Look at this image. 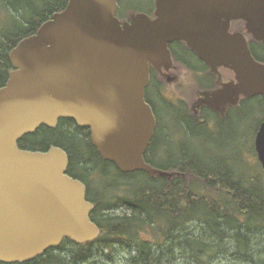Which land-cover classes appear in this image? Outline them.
<instances>
[{
  "label": "water",
  "instance_id": "water-1",
  "mask_svg": "<svg viewBox=\"0 0 264 264\" xmlns=\"http://www.w3.org/2000/svg\"><path fill=\"white\" fill-rule=\"evenodd\" d=\"M118 10V0H68L10 52L13 69L0 89V263L32 262L65 239L84 244L100 235L86 185L68 175L67 152L20 149L42 126L73 120L122 173L168 176L145 159L158 124L146 91L152 69L175 68L171 44L185 42L216 75L235 74L199 93L194 110L224 116L243 97H264V63L245 33L231 32L244 21L263 43L264 0H156L154 17L136 13L124 22ZM255 150L264 169V119Z\"/></svg>",
  "mask_w": 264,
  "mask_h": 264
},
{
  "label": "trees",
  "instance_id": "trees-1",
  "mask_svg": "<svg viewBox=\"0 0 264 264\" xmlns=\"http://www.w3.org/2000/svg\"><path fill=\"white\" fill-rule=\"evenodd\" d=\"M126 1L129 0H119V18L125 8L129 9ZM67 4L68 0H0V89L6 85L13 69L10 52L23 39L34 35L53 14L63 11ZM147 14L154 17L152 9ZM250 46L253 57L264 63V42L251 40ZM170 49L175 66L192 71L202 67L209 70L185 42H175ZM156 74L157 71L152 69L146 99L158 124L145 159L148 164L166 172V177L153 178L146 172L122 173L115 164L100 156L92 144L90 130L78 127L73 120L61 119L56 128L42 126L19 141L22 150L46 152L56 146L67 152L68 175L86 185L87 199L94 204L91 219L100 228L95 241L78 244L68 238L58 248L23 264H89L95 245L108 249L118 245L134 246L144 262H151L154 243L146 239L145 231L152 228L175 236L191 221L202 222L215 231L220 224H228L238 231V238L242 240L244 232L264 229L262 177L243 175L225 159L207 157L190 145L194 139L205 135L209 124L227 122L235 113H245L257 105L264 111V97H243L237 109L231 107L225 118H219L207 107L202 109L203 115H193L184 107L164 99L154 85ZM201 79L211 86L215 76L202 75ZM152 89L157 90L158 97L168 108L175 110L178 128L174 134L157 113L150 97ZM231 110L234 114L230 115ZM164 134L167 135L165 141ZM95 174L102 177V184L93 178ZM188 243L198 255H207V242L189 240ZM241 243L245 244V241ZM66 250L69 255L63 254Z\"/></svg>",
  "mask_w": 264,
  "mask_h": 264
},
{
  "label": "rangeland",
  "instance_id": "rangeland-1",
  "mask_svg": "<svg viewBox=\"0 0 264 264\" xmlns=\"http://www.w3.org/2000/svg\"><path fill=\"white\" fill-rule=\"evenodd\" d=\"M155 4L156 0L154 2L152 0L126 1L129 9H124L121 19L128 20L132 14L147 13L150 9L154 15ZM3 15L5 18V13ZM202 75L212 74L210 70H205L203 67L198 71H192L184 66H175L169 71L157 72L154 85L167 101L177 104L178 107H184L189 114L203 115V110L199 113L193 110L198 93L205 89L203 85L208 84L202 79L199 80ZM150 97L158 115L169 127V132L174 134L178 128L175 110L168 108L160 100L156 89L150 91ZM238 106L232 108L237 109ZM229 112L223 117L218 114L217 116L225 118ZM231 114H234V110H231ZM263 116L264 111L258 105L245 113L237 112L227 122L219 125L209 124L205 135L194 139L190 145L192 148L201 150L207 157L216 156L225 159L230 166L236 167L243 175L256 178L261 176L264 182V169L255 150V136L258 126L264 119ZM166 136V134L163 135L164 141ZM93 178L98 180V184H102V177L99 174H95ZM186 225V229L178 230L175 236L156 232L152 228L145 231L146 239L154 243L151 262H144L134 246L118 245L108 249L95 245L92 247L93 253L89 264H264V229L246 231L242 235L246 239L242 237V240L238 238V231L228 224H220L216 231L202 222L191 221ZM189 240L207 242L209 244L207 255L204 253L198 255V251L188 243ZM239 240L245 241V244ZM63 254L69 255L68 250Z\"/></svg>",
  "mask_w": 264,
  "mask_h": 264
},
{
  "label": "flooded vegetation",
  "instance_id": "flooded-vegetation-1",
  "mask_svg": "<svg viewBox=\"0 0 264 264\" xmlns=\"http://www.w3.org/2000/svg\"><path fill=\"white\" fill-rule=\"evenodd\" d=\"M118 13H119V11H118ZM119 17V16H118ZM120 20L122 21V22H124V21H129L130 20V18L128 19V20H123V19H121L120 18ZM235 31H241V32H243V33H245V35H246V37H247V39H248V43H249V47H250V49H251V46H250V44H251V40H254L253 39V37L251 36V35H249L248 33H247V30H246V23L244 22V21H241V20H238V21H234L233 23H232V25H231V32H235ZM255 41V40H254ZM257 42V41H256ZM259 43H262V42H259ZM208 66V65H207ZM208 68H209V66H208ZM155 70V69H154ZM209 70H210V72H211V69L209 68ZM157 71V70H156ZM158 72V71H157ZM163 72H165V70L163 71ZM162 72V73H163ZM219 72H220V75H216V74H214V73H212L211 72V74H213V76H215V78H216V83L215 84H213V85H211V86H208V84L207 85H205L206 87H205V89L203 90V91H200L199 93H201V92H204V91H209V90H214V89H217V88H220L221 87V85L223 84V83H228V82H231V81H235V74H234V72L233 71H231V70H229V69H227V68H220L219 69ZM160 73V72H159ZM199 93H198V97H199ZM198 99V98H197ZM242 99V98H241ZM241 101V100H240ZM239 104H240V102H239ZM238 104V105H239ZM238 105H236V106H238ZM236 106H230V107H228V109H227V112H228V110L231 108V107H236ZM194 107V106H193ZM204 107H206V106H202V107H200V108H198V109H196V110H194V108H193V110H194V112H200ZM208 108V107H207ZM210 109V108H209ZM212 110V109H211ZM214 111V110H213ZM227 112H226V114H227ZM217 113V112H216ZM218 115H220L219 113H217ZM225 114V115H226ZM224 115V116H225ZM220 116H222V115H220ZM223 117V116H222Z\"/></svg>",
  "mask_w": 264,
  "mask_h": 264
}]
</instances>
